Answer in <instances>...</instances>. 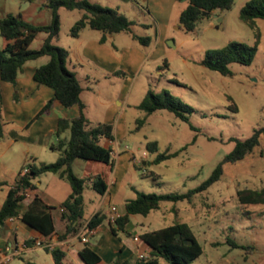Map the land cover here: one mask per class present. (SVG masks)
I'll return each instance as SVG.
<instances>
[{"label": "rangeland", "instance_id": "1", "mask_svg": "<svg viewBox=\"0 0 264 264\" xmlns=\"http://www.w3.org/2000/svg\"><path fill=\"white\" fill-rule=\"evenodd\" d=\"M36 1L0 0V18L4 12L19 8L29 22H48L50 9L45 5L46 0L40 10L25 14L27 7H34ZM246 1L233 0L230 8L216 9L211 15L197 20L193 30L186 31L177 19L186 0L177 1L170 7L169 19L161 29L153 23L145 7L136 5L131 0L127 3L122 0H94L103 6L119 8V11L133 20L132 30L135 33L150 36L151 39L160 37L159 30L162 34L160 44L152 56L149 55V50L155 48V40L148 46H139L147 59L140 69L133 73L127 72L130 79L124 87L123 96L126 97L128 106L125 125L122 127L124 134L119 138L118 149L132 152L137 159V166L128 161L122 186L114 197L115 203L120 204L124 198L134 197L136 191L183 192L195 187L233 148L234 141L230 137L243 139L252 133L253 128L264 126V18L255 19L253 25L243 22L239 18V9ZM58 13L60 29L58 38L53 42L66 48L67 40L71 39L70 27L80 16L81 10L60 7ZM146 21H150L153 26L143 27L140 22ZM44 35L38 33L29 47H38ZM118 35L117 42H133L127 33L121 32ZM256 36L259 41L257 51L249 64L231 62L228 65L229 73L225 75L203 65L205 50L222 47L233 40L252 45ZM2 42L3 37L0 36V48ZM156 56L159 57L153 58ZM66 62L67 67L72 69L69 57ZM75 68L78 72L76 77L83 87L81 98L88 104L87 111L90 114H97L95 109L99 107V103L86 86L93 87L96 92L99 90L102 101L114 100L115 104L119 102L121 77L100 78L95 89V81L89 83L83 75L87 70L95 72L93 63L85 62L82 67L76 64ZM148 89L154 92L166 89L191 106L193 110L187 114L188 122L166 109H159L148 115L145 122L137 128L136 118L143 117L144 111L136 108L135 104L144 97ZM1 102L0 89V112ZM190 124L196 130L191 129ZM9 125L10 123L1 119L0 127L3 132ZM195 134L197 135L193 140ZM54 139L52 136L51 140ZM148 140H157L160 152L168 149L169 152L178 153L154 163L152 160L156 153L145 148ZM258 149L264 153V141L256 148L257 155ZM46 151L50 150L47 148ZM17 153L11 151L7 156L16 157ZM72 166L76 174H83V159H76ZM147 171L159 174V178L142 176ZM126 183L131 187L127 188ZM244 186H264V170L261 174L252 175L244 171L243 160L226 164L220 180L206 191L195 194L191 201H163L158 209L147 215L132 214L127 230L141 233L175 222H186L191 225L203 247V252L190 264H264V205L240 204L236 190ZM100 199L101 195L94 190L86 189L83 192L85 218L90 216ZM120 234L124 235L122 232ZM99 236L100 232L92 236L91 243ZM227 238L244 248L230 246L226 242ZM139 253L144 257L149 254L148 249L141 246L133 259L138 258ZM160 263L167 264L162 259Z\"/></svg>", "mask_w": 264, "mask_h": 264}, {"label": "trees", "instance_id": "2", "mask_svg": "<svg viewBox=\"0 0 264 264\" xmlns=\"http://www.w3.org/2000/svg\"><path fill=\"white\" fill-rule=\"evenodd\" d=\"M186 3L179 14L178 21L184 30L191 31L194 29L196 21L201 17L211 15L216 9L230 8L233 0H186ZM45 5L50 9V19L47 23L29 22L20 13H7L0 18V36L7 40L6 44L0 48V81L14 84L26 61L47 56V61L34 69L33 79L38 84L50 87L53 90V96L45 102L34 118L46 111L54 99L65 107L77 105L79 114L71 119L58 118L55 130L58 139L50 144V148L59 151V156L53 162H41L38 165L33 162L27 163L29 171L15 180L0 206V226L3 225L6 218L16 216L42 234L48 235L54 231L51 215L44 210L34 212L31 209L39 201L36 196L33 197L29 208L21 210V202L24 198L22 192L32 188L34 186L32 180L46 172L55 173L60 178L65 179L70 184L71 192L60 202L58 208H62L61 216L65 220L68 230L75 231L79 220L83 217V190L90 186L97 193L103 194L107 184L100 174L90 177L77 175L73 171L72 163L78 158L109 163L111 161V149L101 145L99 139L102 137L113 138L111 124L105 122L91 124L84 115V103L80 98L82 86L75 73L66 65L68 50L53 42L58 37L60 29L58 9L64 7L82 11V15L70 27L69 34L73 37L78 36L85 26L100 30L103 35L121 31L130 32L131 36L142 45H147L150 37L134 33L131 28L134 22L122 12L96 2L89 0H46ZM239 18L250 25H253L255 19L264 18V0H247L239 9ZM38 32H45L46 36L38 48H30L29 45ZM101 40L103 41V38ZM258 42L256 36L252 45L233 40L222 47L207 49L204 52L202 63L221 74H228V65L231 62L249 64L253 60ZM165 64L167 63L165 62ZM137 108L144 111V116L137 118V128L145 122L148 115L159 109H166L186 122H188L187 114L193 110L191 106L173 96L166 89H161L159 92L148 89L137 104ZM190 128L196 130L191 124ZM65 131H68L67 138L61 137ZM196 135H194L193 140ZM2 137L3 131L0 127V138ZM230 140L234 141L233 148L221 158L211 173L195 187L183 192L136 191L135 197L125 202L124 215L118 217L114 224L110 223L112 233L116 234L117 230L123 229L128 222L129 214L147 215L150 211L158 209L163 201L174 203L181 200L191 201L195 194L206 191L213 183L220 180L226 164L242 161L246 155L261 145L264 141V126L253 128L252 133L246 138L230 137ZM145 148L149 152L156 153L153 159L154 163L168 159L178 153L177 151H158L157 140L146 141ZM142 176L159 178V174L153 171H147ZM4 184L7 183H0V185ZM236 197L242 205H264V186L260 188L244 186L236 190ZM48 208V206H44V209ZM103 218L102 213L96 212L88 219L86 226L95 228L102 222ZM138 236L149 248L148 256L135 259H133L134 256H130L120 263L113 261L108 264H161V259L167 264H190L203 252L202 245L197 240L191 226L186 222H175L144 231ZM184 240H192V243H184ZM226 242L232 247L244 248L230 238H227ZM51 253L54 264H61L63 251L59 248H53ZM78 254L85 264H95L100 260L97 252L87 245H84Z\"/></svg>", "mask_w": 264, "mask_h": 264}, {"label": "crops", "instance_id": "3", "mask_svg": "<svg viewBox=\"0 0 264 264\" xmlns=\"http://www.w3.org/2000/svg\"><path fill=\"white\" fill-rule=\"evenodd\" d=\"M44 1L45 0H37L34 3V7L28 6L25 10V14H30L37 9L40 10V6L44 4ZM89 1L94 2V0ZM122 1L126 3L129 2V0ZM131 1L136 3V5L145 7L153 23L159 25L160 28H158L161 29L164 24L166 25L169 19L168 10L174 3L180 0H140L141 3L139 0ZM185 6H183V8ZM183 8H181V10ZM116 9L118 10L119 8ZM7 13H20L22 17L24 16L19 8H15V11L8 10L4 12V15ZM81 15L82 11L80 13V16ZM77 19H75L74 22ZM140 23L146 28L153 26L150 21ZM121 32L127 33L133 42H117L118 34ZM121 32L106 33L103 35L100 30L85 26L81 29L78 36L73 37L70 35L71 39L67 40L66 46L69 62L72 67L70 70H72L75 75L78 73L75 68L76 64L82 67L85 62L88 64L91 62L93 63L95 72L87 70L83 75L89 83L95 81V86L97 85L95 89L98 87L100 78L106 79L111 76H119L122 78L120 85L122 90L119 92L118 96L120 100L117 104L113 102L114 100H110L109 102L102 101L99 90L96 92L93 87L86 86L87 89H91L92 93L96 96L95 101L99 103V107L96 106L97 108L95 109V111L97 110V114L93 112L92 115L87 111L88 104L81 98L82 91L80 93V98L84 103V115L91 124L105 122L112 125L113 138L108 139L102 137L99 139L101 145L111 149V161L105 163L90 159L83 160V174L79 175L82 177H90L95 174H100L107 184L105 193L100 194L101 199L96 204L90 216L87 218L83 216L82 219L79 220L78 227L75 231L68 230L58 205L70 194V184L65 179L60 178L57 174L52 172H46L35 177L32 180L34 186L28 189V195L22 199L21 210L27 207L29 208L32 204L33 197L36 196L39 201L34 204L31 209L34 212L42 210L48 212L53 221L54 231L48 235H44L23 222L19 217L12 216L11 219L6 218L3 225L0 226V264H54L51 250L43 246L35 245L34 242L36 240L49 241L54 245V248H59L63 251L64 255L61 264H85L78 254L79 250L84 245L89 246L100 256V260L95 264H108L113 261L120 263L130 256H135L141 246L149 249L142 240L136 241L133 239L134 236L140 233H131L127 230L132 214L128 215V222L124 225L123 229L117 230L116 234L112 233L111 224L107 219L111 205L117 207L121 216L125 213V202L133 198H124L120 204L114 202V197L122 186L123 177L128 169V161L131 162L133 166H137V159H135L132 152L126 149H118L119 138L123 137L124 134L122 127L125 125L126 107L128 106L126 97L123 96V90L130 79V75H128L127 72L133 73L135 70L140 69L147 59L145 58V53L139 47L142 44L134 39L130 32ZM38 33L45 34L41 38L40 46L46 33ZM37 34L34 38L37 37ZM161 35V30H159V36L161 37ZM160 37L152 39L150 37L149 43L147 45H142L148 46L151 44L152 40H155V48L149 50L150 56L154 54L156 47L160 44ZM102 38L103 41L101 40ZM6 42L7 40L3 38L2 47ZM157 57L159 56L153 58ZM47 59V56H41L26 61L23 64L22 71L18 73L14 84L0 81L2 96L0 115L2 121L10 123L9 127L4 130L3 137L0 138V183H7L0 185V206L9 188L17 179L18 173L23 165L28 162H33L35 165L41 162H53L59 156V151L50 148V144L56 142L58 139L55 135L58 118L65 117L71 119L79 114L77 105L65 107L58 100L54 99L51 106L46 111L34 118L45 102L53 96V90L50 87L44 84H38L33 79L34 69L45 63ZM137 104H135L136 108ZM119 127H121L120 131ZM52 136L55 137L54 140H51ZM61 137L67 138L68 131L63 132ZM47 148L50 150L49 152L46 151ZM11 151L14 153L18 152L15 155L16 157L7 156ZM165 152H169L168 149L165 150ZM258 152L257 155V150L254 149L252 153L246 155L243 159L244 171L248 174L258 175L264 170V153L261 149H258ZM126 187H131V185L126 183ZM248 187L260 188L255 186ZM86 189L93 190L90 186H87L83 192ZM44 206H48L49 208L44 209ZM96 212L102 213L104 218L98 226L93 228V233L88 236L87 242H82L80 240V235L84 234L83 230L86 227L88 219ZM98 232H100V236L92 244L91 237ZM120 232L124 235L121 236ZM128 233L131 235L128 236ZM43 251H45V253H43ZM259 264H263V262Z\"/></svg>", "mask_w": 264, "mask_h": 264}, {"label": "built area", "instance_id": "4", "mask_svg": "<svg viewBox=\"0 0 264 264\" xmlns=\"http://www.w3.org/2000/svg\"><path fill=\"white\" fill-rule=\"evenodd\" d=\"M28 171H29V166H28V164L26 163V164L23 165L22 168L20 169V171H19V173H18V176H17V179H18L21 175L27 173ZM22 194L24 195V197L27 196V195H28V189L24 190V191L22 192ZM60 210H62V208H60ZM118 217H120V213L118 212L117 207L114 206V205H111L110 208H109L108 215H107V219H108L109 223L114 224L115 221H116V219H117ZM8 218L11 219L12 216H10V217H8ZM83 232H84V234L80 235V240H81L82 242H87V240H88V236L91 235V234L93 233V228H88V227L86 226V227L84 228ZM133 239L136 240V241H138V240L140 241V238H139L138 235L134 236ZM34 244L37 245V246H43V247H46L48 250H52V249L54 248V245H53L51 242H49V241L36 240V241L34 242ZM138 256H139V257H144V255H143L142 253H139Z\"/></svg>", "mask_w": 264, "mask_h": 264}, {"label": "water", "instance_id": "5", "mask_svg": "<svg viewBox=\"0 0 264 264\" xmlns=\"http://www.w3.org/2000/svg\"><path fill=\"white\" fill-rule=\"evenodd\" d=\"M184 243L191 244V243H192V240H189V241H187V240H184Z\"/></svg>", "mask_w": 264, "mask_h": 264}]
</instances>
